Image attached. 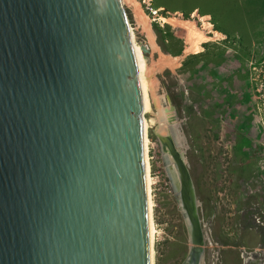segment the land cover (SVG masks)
Returning <instances> with one entry per match:
<instances>
[{"label": "water", "instance_id": "1", "mask_svg": "<svg viewBox=\"0 0 264 264\" xmlns=\"http://www.w3.org/2000/svg\"><path fill=\"white\" fill-rule=\"evenodd\" d=\"M143 118L123 0H0V264H152ZM156 136L202 264L189 166Z\"/></svg>", "mask_w": 264, "mask_h": 264}, {"label": "rangeland", "instance_id": "2", "mask_svg": "<svg viewBox=\"0 0 264 264\" xmlns=\"http://www.w3.org/2000/svg\"><path fill=\"white\" fill-rule=\"evenodd\" d=\"M221 1L123 0L134 45L145 61L140 79L150 139L152 264H184L192 246L155 135L161 125L153 98L158 108L172 112L185 140L181 150L207 226L204 263L251 264V257H259L264 264V0ZM207 12L214 20L204 18L213 31L216 22L229 35L222 41L214 37L200 54L187 53L180 37L193 26L181 27L180 20L170 18L179 14L191 19L194 13ZM161 17L168 18L167 23ZM149 30L155 33L154 42ZM166 32L180 42H163L160 35ZM181 47L180 55L167 52Z\"/></svg>", "mask_w": 264, "mask_h": 264}, {"label": "bare ground", "instance_id": "3", "mask_svg": "<svg viewBox=\"0 0 264 264\" xmlns=\"http://www.w3.org/2000/svg\"><path fill=\"white\" fill-rule=\"evenodd\" d=\"M142 13H143V11H142ZM143 15L141 16L142 19H143V24L144 25H148L147 24L148 21L146 20V18L143 17ZM137 16H139V15H137ZM202 17L203 16H200V14L194 13L192 15L191 19H185V18L181 17V15H179V14H175L174 16H172V18H170V19H175V20H178V21L180 20L179 23L180 22L183 23L181 25V27L185 23L191 24L193 26V27H191V29L190 28H186V29H189L188 32L187 33L185 32V36L184 37H180V38H182L185 41V44L187 46V51L186 52L190 53L192 55L193 54L196 55V54L202 53V51L204 49V45L207 44L208 42H211L212 40H214V37H215L216 41H222V39H224V36L221 35L222 33H219L218 31H215L216 29L213 31L212 24L210 22H208V20H206L203 17L205 19L204 20ZM160 19L163 21V23L164 22L167 23V21H168V18L161 17ZM194 20L197 21V23H200L201 26H199V25L197 26V24H196V22ZM187 26H190V25H187ZM176 28L180 29V25L176 26ZM149 34L151 36L150 37L151 40L153 39L152 41L154 42L155 33L153 32V30L152 31L149 30ZM148 41H149V38H148ZM154 47L155 46L153 45V48ZM135 51H136V56H137V60H138V65H139V74L141 75L142 72H145V61L142 58L143 56L139 52V48H137L136 46H135ZM170 58L172 59V57H170ZM140 82H141V86H142V80L141 79H140ZM143 98H144V118H143V123H144L146 165H147V184H148V188H149L148 200H149V206H150V242H151V248H152V252L151 253H152V261H153L154 250H153L152 246H153V239H154V225H153L154 223L152 222V219H151L152 200H151V196H150L151 195L150 194V191H151L150 190V186L152 185V179L150 178V174H149V172H150L149 159L150 158L148 156V147H149L150 139H149V135H148L149 134V132H148L149 126H148V123H147V121L145 119V108L147 107V98H146V95H145L144 92H143ZM153 101H154L155 107L157 109L158 119L160 120V125H161V127H163V130L166 131V132H162L163 130L161 131V127H158L157 130H159L161 132H158L157 130H156V132L160 133L162 135H167V136L169 134H171L172 142L174 143V145L178 149V151L182 154L184 161L187 163V160H186V157H185V153H184V151L181 150V148H183L182 144H185L184 143L185 140L181 136V132H180V130H178L176 122H174L175 117H173L172 112L170 113L168 109H164L165 107L162 108V109L158 108V106L156 105L155 98H153ZM153 122H154V119L152 120V123ZM159 143H160V141H159ZM160 146H161V143H160ZM161 149H162V147H161ZM163 155H164V153H163ZM170 165H171V167H172V169H173V171L175 173V176L177 177L174 165L172 163ZM171 187H172V185H171ZM202 227L204 228V227H207V226L206 225L204 226V224H202ZM205 245H206V242H205ZM211 245H212V243H211ZM202 264H205L204 261H202Z\"/></svg>", "mask_w": 264, "mask_h": 264}, {"label": "trees", "instance_id": "4", "mask_svg": "<svg viewBox=\"0 0 264 264\" xmlns=\"http://www.w3.org/2000/svg\"><path fill=\"white\" fill-rule=\"evenodd\" d=\"M186 19H187V18H186ZM213 22H214V21H213ZM213 24H215V29H217L218 31L224 33V34L227 35V36L229 35V34H226L227 32H225L223 29H221V28L217 25L216 22H214ZM155 29H156V31H157L159 34H161V30H160L159 27L155 26ZM162 32H163V31H162ZM160 36L162 37V40H163L164 38H170L172 41L180 42L179 39H177L174 35H172V34L169 33V32H166L164 35H160ZM163 42H164V40H163ZM167 52H169V53H171V54H173V55H175V56H176V55H180L181 52H182V47H181L180 51L174 52V51H171V50L167 49Z\"/></svg>", "mask_w": 264, "mask_h": 264}, {"label": "crops", "instance_id": "5", "mask_svg": "<svg viewBox=\"0 0 264 264\" xmlns=\"http://www.w3.org/2000/svg\"><path fill=\"white\" fill-rule=\"evenodd\" d=\"M222 1H224V3L225 2H228V3H230V2H232L233 0H222ZM221 1V2H222ZM210 12H207V13H204V14H202V15H200V16H203V17H206V18H209L210 20H214L213 18H212V16L209 14ZM199 14V13H198ZM208 16V17H207ZM202 17V18H203ZM205 18V19H206ZM204 19V18H203ZM219 33H221V32H219ZM221 35H223V36H225V34L224 33H222ZM259 254V253H258ZM258 256V255H257Z\"/></svg>", "mask_w": 264, "mask_h": 264}, {"label": "clouds", "instance_id": "6", "mask_svg": "<svg viewBox=\"0 0 264 264\" xmlns=\"http://www.w3.org/2000/svg\"><path fill=\"white\" fill-rule=\"evenodd\" d=\"M259 255V254H258ZM249 258V257H248ZM258 259L256 260V259H254L253 260V258L251 257V261H258L260 264H262V260L259 258V257H257ZM260 259V260H259ZM244 261V260H243ZM245 262V261H244ZM246 264H247V262H246Z\"/></svg>", "mask_w": 264, "mask_h": 264}, {"label": "built area", "instance_id": "7", "mask_svg": "<svg viewBox=\"0 0 264 264\" xmlns=\"http://www.w3.org/2000/svg\"><path fill=\"white\" fill-rule=\"evenodd\" d=\"M260 260V259H259Z\"/></svg>", "mask_w": 264, "mask_h": 264}]
</instances>
